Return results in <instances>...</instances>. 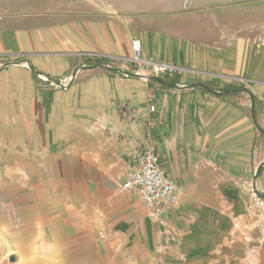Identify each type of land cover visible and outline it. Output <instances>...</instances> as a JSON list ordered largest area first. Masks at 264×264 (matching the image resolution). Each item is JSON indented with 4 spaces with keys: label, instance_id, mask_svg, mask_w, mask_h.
Instances as JSON below:
<instances>
[{
    "label": "crops",
    "instance_id": "0c3cea01",
    "mask_svg": "<svg viewBox=\"0 0 264 264\" xmlns=\"http://www.w3.org/2000/svg\"><path fill=\"white\" fill-rule=\"evenodd\" d=\"M134 38L146 58L258 83L225 96L186 73L169 88L84 55L131 56ZM3 59L1 259L264 264V0H0ZM149 88L180 194L158 214L122 189L147 146Z\"/></svg>",
    "mask_w": 264,
    "mask_h": 264
},
{
    "label": "built area",
    "instance_id": "2783aa9c",
    "mask_svg": "<svg viewBox=\"0 0 264 264\" xmlns=\"http://www.w3.org/2000/svg\"><path fill=\"white\" fill-rule=\"evenodd\" d=\"M131 48V56L97 53L84 55L91 60L104 62L107 70L115 75L139 77L146 83L155 81L160 84L159 80L180 78L186 73L203 77L205 79L203 83L212 85L216 90L224 85L245 88L258 83L256 80L244 76L187 69L174 63L158 61L152 57L146 58L142 54V44L138 38L132 39ZM38 78L42 88L67 90L74 81L75 75L63 78L58 82L43 75H38ZM147 106L150 112L145 127L147 146L134 154L122 189L137 194L154 214H158L164 208L177 206L180 201V194L177 182L166 174L165 163L155 149L158 122L154 88L148 89Z\"/></svg>",
    "mask_w": 264,
    "mask_h": 264
},
{
    "label": "trees",
    "instance_id": "16d2710c",
    "mask_svg": "<svg viewBox=\"0 0 264 264\" xmlns=\"http://www.w3.org/2000/svg\"><path fill=\"white\" fill-rule=\"evenodd\" d=\"M175 80H177V77L176 78H171V79L166 80V81H161L160 84L162 86L171 88V86L172 87L174 86ZM194 87H198L200 89L208 90V91H215L218 94L225 95V96H227V95H235V94H238L240 92L245 91L244 88L237 87V86H234V85H224L223 87L219 88L218 90L214 89L212 87V85L205 84V83L196 84Z\"/></svg>",
    "mask_w": 264,
    "mask_h": 264
},
{
    "label": "rangeland",
    "instance_id": "374dc122",
    "mask_svg": "<svg viewBox=\"0 0 264 264\" xmlns=\"http://www.w3.org/2000/svg\"><path fill=\"white\" fill-rule=\"evenodd\" d=\"M248 1H252V0H248ZM6 62H8L6 59L1 60L0 61V67L2 68L6 64ZM19 163L20 162L17 160L10 161V172H20ZM5 166H6V162H0V172H2L4 170ZM4 172H6V170H4ZM2 263L9 264V263H11V260L8 256L5 258H2V259L0 258V264H2Z\"/></svg>",
    "mask_w": 264,
    "mask_h": 264
},
{
    "label": "water",
    "instance_id": "95a60500",
    "mask_svg": "<svg viewBox=\"0 0 264 264\" xmlns=\"http://www.w3.org/2000/svg\"><path fill=\"white\" fill-rule=\"evenodd\" d=\"M158 82H161V80H159Z\"/></svg>",
    "mask_w": 264,
    "mask_h": 264
}]
</instances>
